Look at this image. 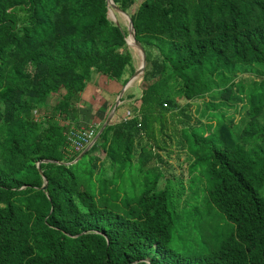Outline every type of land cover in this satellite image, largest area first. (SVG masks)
<instances>
[{
    "label": "trees",
    "instance_id": "16d2710c",
    "mask_svg": "<svg viewBox=\"0 0 264 264\" xmlns=\"http://www.w3.org/2000/svg\"><path fill=\"white\" fill-rule=\"evenodd\" d=\"M113 1L145 53L139 97L71 165L69 132L109 116L88 86L135 72L127 28L108 0H0V264H264V0ZM165 141L198 173L192 203L162 186Z\"/></svg>",
    "mask_w": 264,
    "mask_h": 264
},
{
    "label": "rangeland",
    "instance_id": "374dc122",
    "mask_svg": "<svg viewBox=\"0 0 264 264\" xmlns=\"http://www.w3.org/2000/svg\"><path fill=\"white\" fill-rule=\"evenodd\" d=\"M142 2H144V0H136L135 5L130 9V12L134 13ZM111 11L112 12L109 14V18L112 21L116 20L118 22V24L127 28L129 25L128 16H126L125 14L115 10L112 7H111ZM129 48L132 52L134 67L136 70L139 67V64L141 65V57H140V55L138 56L135 53L136 50L132 49L131 47H129ZM141 81H142V79L140 76L139 79L137 78L136 80L131 82L130 86L124 92V95L122 97V99H124V101H122V103L120 104V106H123L122 112H125V110H128V109L130 110V105L128 103L133 102L135 98L139 97V93H140V89H141ZM90 86L91 87L88 86L85 94L83 95V99H84L83 102H85L87 104V105H85V107L87 109H91L92 113H96L94 111V109L95 110L98 109V106H100L101 104H103V105L107 104V108L109 110V111H107V114H110L123 89L121 90V92H119L120 94L112 95V96H108L107 94H105V98L101 99L103 93L99 94V91H98L97 87L95 86V84H91ZM128 94H133V95H135V97L131 98V100H129L127 98ZM57 102H58L57 96L54 98H50L49 106L53 108L54 105L57 104ZM183 102L185 103V101H183ZM199 103H200V101H199ZM196 109H197V105H194V107L192 108L193 114H195ZM129 110L127 112H129ZM115 115H116V113H115ZM105 116H106V114H104V113H101V114L99 113V115L88 114V116H86L84 119L86 121H85L83 128L84 129L87 128L86 126L89 124H91L90 126H94V120H103ZM239 117H240V114H238V118ZM117 120H118V118H117ZM237 120H239V119H237ZM192 123H194V121H192ZM178 128H180V127H178ZM170 133H171V130L169 129L167 134L169 135ZM93 140L90 143H88L81 150V153H82V151L84 152L86 149H88L91 146V144L93 143ZM165 142L167 144V150H165L164 152H157L160 155L161 160H163L161 163H159V165H157L161 168V172L163 173V176H165L162 179V181H164L162 183V186L163 187L166 186L167 180H171L172 184H176V185H179L182 181V184L184 186V194L182 196V204L185 201H191V203H192L193 201L191 199V196L193 194V190L197 189L198 186L201 185L199 178H197V181H198L197 183H193L194 176L197 175L198 173L197 172L191 173L190 167H189L190 162L187 160V153L188 152L186 150H184V151L178 150V148L175 147V142H173L172 144L169 141H165ZM99 156L102 159H104V154L101 151L99 153ZM110 174H111V172H108V175H110ZM183 233H184L183 231H179L178 233L175 234V240H174V243L172 246L173 249L178 251V252H182V253L193 252V249L187 243V241L185 239L186 236Z\"/></svg>",
    "mask_w": 264,
    "mask_h": 264
},
{
    "label": "water",
    "instance_id": "95a60500",
    "mask_svg": "<svg viewBox=\"0 0 264 264\" xmlns=\"http://www.w3.org/2000/svg\"><path fill=\"white\" fill-rule=\"evenodd\" d=\"M108 5H109V11H108V17H109V14L112 12L111 11V7L114 8L115 10L125 14L126 16H128L125 12H123L115 3L113 0H108ZM129 18V25L127 27V32H128V37L126 38V43L129 47H131L130 43L128 42V39L131 37L132 40H133V45H132V48L134 50H136L137 52H139L140 54V57H141V65L135 70L134 74L131 76V78L128 80V82L125 84L121 94L119 95L117 101H116V104L113 108V110L111 111V113L109 114L108 118H107V121H106V124L104 125V127L102 128V130L98 133V135L95 137V139L93 140V143L91 144V146L86 149L75 161L74 163H72L71 165H75L81 158L82 156L88 152L90 150V148L94 145V143L98 140L99 136L101 135V133L103 132V130L105 128H107L110 123H111V120L112 118L114 117L115 113H116V110L118 109V107L120 106V104L122 103V97L124 95V92L126 91V89L130 86V83L133 82L134 80H136L137 78H139L141 76V79L143 77V74H144V69H145V64H146V59H145V53H144V50L142 48V46L140 45V43L135 39V34H134V30H133V27H132V20L131 18L128 16ZM115 21V24H117V21L116 20H113ZM40 171V170H39ZM40 174H41V171H40ZM47 188V182L44 181V185L42 187V191H45Z\"/></svg>",
    "mask_w": 264,
    "mask_h": 264
},
{
    "label": "built area",
    "instance_id": "2783aa9c",
    "mask_svg": "<svg viewBox=\"0 0 264 264\" xmlns=\"http://www.w3.org/2000/svg\"><path fill=\"white\" fill-rule=\"evenodd\" d=\"M96 131L94 126L88 129H72L67 138L70 148L74 151H81L88 143L95 139Z\"/></svg>",
    "mask_w": 264,
    "mask_h": 264
},
{
    "label": "crops",
    "instance_id": "0c3cea01",
    "mask_svg": "<svg viewBox=\"0 0 264 264\" xmlns=\"http://www.w3.org/2000/svg\"><path fill=\"white\" fill-rule=\"evenodd\" d=\"M89 87H91L90 85H89ZM97 89H99V88H97ZM85 94V93H84ZM102 99V98H101ZM130 103V102H129ZM103 104H101L100 106H98V109L99 108H101V107H104V106H107V104H104L103 106H102ZM99 113L101 114L102 112H100L99 111ZM99 113H98V115H99ZM119 118V117H118ZM106 121L107 120H94V128L96 129V128H99L100 129V131L102 130V128L104 127V125L106 124ZM111 121H114V123H118V121H120V119L119 120H111ZM111 124V123H110ZM91 124H89L88 126H87V128H85V129H88V128H90L91 126H90ZM84 126H82L81 127V129H84L83 128ZM80 129V128H79ZM99 131V132H100ZM98 132V133H99ZM98 133H97V135H98ZM96 135V136H97Z\"/></svg>",
    "mask_w": 264,
    "mask_h": 264
},
{
    "label": "bare ground",
    "instance_id": "6f19581e",
    "mask_svg": "<svg viewBox=\"0 0 264 264\" xmlns=\"http://www.w3.org/2000/svg\"><path fill=\"white\" fill-rule=\"evenodd\" d=\"M128 42L130 43V45H131V48H132V45H133V40H132V38L130 37L129 39H128ZM133 49V48H132ZM138 56L140 55L139 54V52H135ZM139 66H140V64H139ZM139 79V78H138Z\"/></svg>",
    "mask_w": 264,
    "mask_h": 264
}]
</instances>
